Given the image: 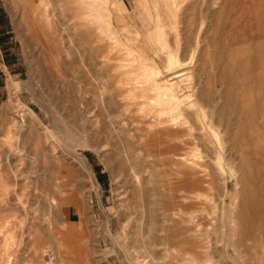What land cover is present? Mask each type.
I'll return each mask as SVG.
<instances>
[{"label": "rangeland", "instance_id": "1", "mask_svg": "<svg viewBox=\"0 0 264 264\" xmlns=\"http://www.w3.org/2000/svg\"><path fill=\"white\" fill-rule=\"evenodd\" d=\"M209 257L264 264V0H0V264Z\"/></svg>", "mask_w": 264, "mask_h": 264}, {"label": "bare ground", "instance_id": "2", "mask_svg": "<svg viewBox=\"0 0 264 264\" xmlns=\"http://www.w3.org/2000/svg\"><path fill=\"white\" fill-rule=\"evenodd\" d=\"M170 57H171V56H170ZM170 57H169V58H170ZM176 58H177V57H174V58L172 57V58L168 59V60H170L169 63H170V64L175 63L174 61H175ZM177 64H178V63H176L175 65H177ZM173 65H174V64H173ZM183 65H184V64H183ZM170 67H172V65H171ZM166 71H167V70H166ZM156 74H157V73H156ZM171 75H172V71L169 72V73L167 74V76H171ZM147 76H148V75H147ZM151 76H152V75H151ZM177 76H179V75H177ZM154 77H155V76H154ZM159 77H160V76H159ZM152 78H153V77H152ZM171 78H172V76H171ZM171 78L167 77L166 80H169V81H170ZM154 79H155V78H154ZM155 80H158V79H155ZM167 86H168V85H167ZM172 87H173V86H172ZM104 88H105V87H104ZM170 90H171V89H170ZM173 91H175V89H174ZM179 92H180V90H179ZM174 93H175V92H174ZM175 97H176V96H175ZM179 111H180V110H179ZM182 142H184V141H182ZM176 144H177V143H176ZM176 144H175V147H176L177 145H179V144H177V145H176ZM182 144H183V143H182ZM179 146H180V145H179ZM184 146H185V143H184ZM180 148H181V147H180ZM184 149H185V147H184ZM172 153H174V152H172ZM179 153H182V151L179 152ZM195 154H196V153H195ZM197 154H198V153H197ZM179 155L181 156L180 159H182L183 161H185L187 164H189V165L191 166V164H190V163L192 162V161H191V159H192L191 157H189V156H188L187 154H185V153H182V154H179ZM190 155H191V154H190ZM175 156H176V155H175ZM197 156H198V155H197ZM192 157H194V156H192ZM199 157H200V156H199ZM178 159H179V158H178ZM200 159H201V158H200ZM203 159H204V158H203ZM197 160H199V159L197 158ZM195 161H196V160H195ZM205 161H206V160H205ZM198 164H199V163H198ZM202 165H203L202 163L199 164V166H202ZM204 167H205V166H204ZM196 168H197V167H196ZM134 174H135V173H134ZM136 174H137V173H136ZM188 190H189V188H188ZM189 191H190V190H189ZM196 191H197V190H196ZM187 194H188V193H187ZM187 194H186V195H187ZM194 194H195V193H193V195H194ZM184 195H185V194H184ZM188 195H190V194H188ZM188 195L186 196V198L189 197ZM181 197H184V196L181 195ZM192 197H193V196H192ZM196 197H197V196H196ZM200 197H201V196H200ZM197 199H198V198H197ZM188 200H189V199H188ZM199 200H200V199H199ZM179 248H180V247H179ZM181 248H182V247H181ZM181 248H180V249H181ZM180 249H179V250H180ZM181 250H182V249H181ZM188 262H189V261H186L185 263H188ZM202 264H215V263L213 262L212 258L209 257V258H207Z\"/></svg>", "mask_w": 264, "mask_h": 264}, {"label": "built area", "instance_id": "3", "mask_svg": "<svg viewBox=\"0 0 264 264\" xmlns=\"http://www.w3.org/2000/svg\"><path fill=\"white\" fill-rule=\"evenodd\" d=\"M50 258H51V260H53L54 259V255H50Z\"/></svg>", "mask_w": 264, "mask_h": 264}]
</instances>
